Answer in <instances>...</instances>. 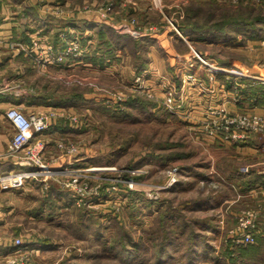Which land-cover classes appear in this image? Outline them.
Instances as JSON below:
<instances>
[{"label":"rangeland","instance_id":"374dc122","mask_svg":"<svg viewBox=\"0 0 264 264\" xmlns=\"http://www.w3.org/2000/svg\"><path fill=\"white\" fill-rule=\"evenodd\" d=\"M26 1L29 4L33 3L34 13L39 15L46 13L48 17H58L66 13H77V17H82L93 13L85 10L87 5L96 8L95 3L105 5L112 2L114 15L127 16L130 17L129 19L135 17L137 24L141 26L160 25L162 31L157 39L161 41L163 47L157 45L158 62L151 64L152 67L147 66L145 68L147 73L144 76L138 73L136 66L143 59L137 57L136 52L130 51L132 46L129 51L121 48L117 52L118 49L114 48V51L108 52L102 44L103 39L97 36L94 43L88 39L85 52L82 48V52L77 53L75 50L70 54L72 57H78L77 64L73 66L72 72L65 75L63 82L51 81L44 85V78L36 72L40 75L38 87L44 92L49 86L50 92L54 89V92L59 90L61 94L69 95L74 92L73 88L77 87L78 94H86L87 99L102 98L98 103L106 106L97 109L95 105L94 107L88 103L76 104L75 112L79 118L77 129L71 131L66 145L77 147V176L80 180L77 183V197L72 200L77 209L73 208V204L67 206L60 198L52 197L51 192H48L49 194L46 192L49 188L44 191L36 188L27 204L15 210L14 214H7L1 220L10 221L8 218L14 216L11 221L22 224H18L17 227L3 226V230L22 236L26 249L33 243V234H37L42 236L44 241L49 238L60 241V244H54L55 241L49 244L45 242L44 246L47 247L45 250L76 255L74 257L77 258V264H116L114 252L117 251V242L107 237L117 236L123 229H128L130 235L137 239L141 236V242L146 246L145 251H141L145 253L142 254L145 255V261L139 262L142 258L141 260L136 258L132 264H156L155 252L159 247L157 241H161L159 235L163 231L162 218L166 210L172 209L187 216L183 215L180 218L181 226L175 228L173 235L178 241L170 245L167 252L168 259L161 264H213L211 257L206 254L192 263L187 260L189 248L192 247L189 237L193 235L189 221L196 219L201 225L208 224L209 218H216L215 222L220 223L224 233L222 231L219 237H216V231L208 229V235L210 244L218 254L227 244L226 231L237 222L240 211L254 208L256 205L258 208H264V200L260 201L257 196L250 194L248 183L252 181L245 174H249L253 169L258 170L263 165L264 146L256 145L255 154H249L246 149L236 151V143L222 140L219 135L213 137L204 130L206 124L212 125L214 120H218L211 115V112L220 109L214 104L217 102L214 100L217 93L212 87L213 82L212 85L205 83V87L208 88L207 95H205L207 91L199 87L197 88L200 93L194 92L198 96V101L196 105L188 106L187 109L193 112L195 109V114L178 113L184 101V98L178 95L179 81L181 84L182 82L190 84V94H192L193 89L199 86L195 82L198 81L196 78L201 74V70L208 73L207 77L211 81L212 73L208 70L210 62L238 61L245 66V69L241 68L245 72L249 70V65L264 68V38L255 39L249 34L242 33L240 36L236 34L235 37L228 39V43L238 42V46L228 44L232 47L226 45V48L219 44V41L194 40V42L191 39L192 55H189V60L182 57L174 58L169 52L173 51L171 42L175 37L171 38L170 35L174 31L167 25L166 17L185 25L187 24L185 18L192 14L191 8L200 9L197 15L201 19L195 24L199 26L197 23L206 24L210 10L213 16L247 15L250 9L264 11V0H160V2H156L157 0H50L52 3L47 2L48 0ZM125 4L129 7L128 15L127 11L121 9ZM149 5V12L144 11L145 6ZM159 7H162L164 12ZM135 8L136 10L133 11L132 9ZM7 10L10 11V8ZM97 19L106 22L105 17ZM120 25L115 24V28L119 30ZM45 38L47 39V36ZM33 39L32 46L22 51L19 48L17 54L25 53L38 67L60 57L48 55L46 52L48 50L41 48L40 45L45 44L46 40L41 39L40 36H35ZM60 39L55 38V41L61 43ZM178 39L182 38L178 37ZM90 42L95 44L94 50H91ZM172 43L174 44L175 41ZM52 45H55L54 41ZM248 45L253 50L247 49ZM69 46H72V43ZM175 46L180 50L183 45L180 48L175 43ZM112 52L115 56L116 52L119 53L116 58L121 59L120 67L108 70H103L100 65L95 67L101 64L100 61L108 63L113 59ZM203 58L207 60L202 63L200 60ZM95 60L98 62L95 63ZM184 61L190 64L187 63L184 67L186 65L183 64ZM30 64L31 61L25 63V65ZM195 64L200 68L198 74L191 71L192 65ZM175 70L180 72V77H175L174 74L177 72ZM36 73L32 71L37 77ZM215 78L217 81L224 76L219 75ZM16 89L22 92L26 88L18 84ZM170 89L174 93L175 101L173 97L166 96ZM202 97L209 103L208 106L204 105V109L199 107L205 100H202ZM150 102L163 105L170 111L169 114L157 112L155 116L145 117L140 110L143 109V103L146 104L145 108L152 106ZM206 107L210 112L208 115L203 113ZM226 107H228L227 103L224 102L221 108L226 109ZM124 111L126 113L122 114L125 115L124 117L119 115V112ZM220 117L224 118V115L221 114ZM250 137H255L256 141L260 142L259 132H254ZM89 167L98 168L88 170ZM174 177L177 178L175 181ZM54 179L59 183L57 178ZM36 182V185L40 183L43 186V182ZM33 183L32 181L20 189L7 190L12 202L17 203L15 196L17 194L14 195L12 191L18 193L21 190L19 192L21 197L20 195L25 194ZM58 187L61 188V185L58 184ZM72 193L75 194V191L70 190L69 195L72 196ZM6 197L10 199V196ZM193 205H195L192 208L194 212L191 213ZM79 206H83V209L88 210L89 213L78 210ZM89 214L91 215L88 216ZM86 216L94 226L81 225V221ZM30 217L37 219L31 220ZM75 218L77 226L68 223ZM58 221L61 223L59 224ZM99 225L101 228L98 229ZM156 231H159L158 234ZM155 235L159 237L157 241ZM261 240L252 243L251 245L254 246L250 247L252 253L256 248L258 249L255 253L256 257L253 256L254 258L249 261L239 260L234 264H264V240ZM158 243L162 245L163 242Z\"/></svg>","mask_w":264,"mask_h":264},{"label":"crops","instance_id":"0c3cea01","mask_svg":"<svg viewBox=\"0 0 264 264\" xmlns=\"http://www.w3.org/2000/svg\"><path fill=\"white\" fill-rule=\"evenodd\" d=\"M49 1L50 0H48L47 2ZM32 4L33 3H27L26 0H0V174L5 171L16 170L18 168V165L13 162L12 158L6 156L8 142L10 141L11 136L15 132L14 127L11 125V123L5 116V111L10 104H18L27 111L33 110L38 107H49L53 109H64L67 112H73L75 114V110L77 108V103L66 102L68 100V95L61 94V91L59 92V90L54 92L53 89V91L50 92L48 86L45 92L42 91L41 88L38 87L40 85L38 84V78L40 77V75H37V73L41 74L44 78V85L51 83V81L63 82L65 75L73 71V66L77 64L78 57H72L69 55L62 62H48L46 65L38 67L33 64V61L30 59V57H27L25 53L21 52L22 54H17L19 45L23 43L28 47L32 46V39L38 34L42 35L43 37L47 36L46 42L52 43L54 41L55 51L56 53H60L64 48H66L70 44L72 38L78 35L82 43V48H84L83 52H85V44L86 42H88V39H90L93 43L96 41L95 37L97 36V34L95 25L97 23L105 24L115 32L123 33L115 28V24L121 23L125 21L124 19L130 18L127 16L125 17L123 15L111 14L108 19L106 18L105 22L99 21L100 19H97L101 18L100 15L86 14L82 17H77V13H66L58 17H48V15H45L46 13L40 15L34 13V10H32L34 5ZM126 5L127 4L122 5L121 9L128 12L129 7ZM150 5L145 6L143 10H150ZM9 8L10 11L7 10ZM132 10L134 11L136 10V8ZM126 14L128 15L129 12ZM160 33L161 32H157L150 35L154 44L152 43L148 48L149 62L147 66L149 67H152L151 64H156L158 62L159 49L157 48V45L163 47V45H161V41L157 39L159 38ZM236 34L240 36V34L242 33L237 32L235 33V35ZM185 35L189 39L180 40L178 39L179 36L176 38L177 35H175L174 33L170 35L171 38L175 37L174 40L172 39V42L175 41L176 45L177 42L180 43V45H177L178 47L183 45L182 48L180 47L181 49L179 50L175 46V43L173 44L171 42V46H173V51L169 52L171 56H174V58L182 57L185 58V60H189V55H192L190 35ZM54 37L61 38V43L56 42ZM253 41L254 40H252V42ZM219 42V44L224 45V48H226V45L228 44L238 46V42L228 43V40H219ZM93 43L90 42L91 50H94L95 48V44L93 45ZM253 43L256 42L254 41ZM228 47L232 46L228 45ZM246 48H250V50H253V48L249 45ZM239 49H242V47H239ZM106 50L108 49L106 48ZM119 50L121 49H118L117 52H119ZM20 51H22V49H20ZM118 55L119 53H116V56L111 55L113 59H111L108 63L107 61L101 62V64L95 65V67H98L100 65L102 67H99L103 70L120 67L119 62L121 59L119 60L116 58L118 57ZM27 61H31V64L25 65ZM34 61L36 62V60ZM187 63L190 64V62L188 61H186V63L185 61L183 62V64H186L184 67L187 66ZM220 63L228 67H237L245 69V66L241 65L238 61H224ZM87 65L90 66L91 64ZM192 66L195 71H200L198 64ZM248 68L249 70L247 69V72L251 76H246L240 84L238 83V81H240L241 78L238 79L237 82L234 84L230 82H227L228 84H226L225 78H221L220 80H218V82L210 81L213 82V85H210L215 88V91L217 93V97L214 99L217 100V102L214 104L215 106H219L218 108H221L222 104L226 102L228 106L226 107V109L230 113L255 112L264 119V104H258L255 101L256 97L252 95V92L257 88V86H259V82L264 83V68H256L250 65L248 66ZM32 71L35 73L37 72V77L32 74ZM146 73L147 70L144 69L143 71H141L140 74L144 75ZM200 73L203 77L207 76L208 74L204 70H201ZM174 75L175 77H180V72L177 71ZM179 82L180 88L178 91V95L184 98V101L181 105L182 109H178L177 112H183L189 115V113L187 112L194 113L195 109L193 112L187 109V107L196 105V102L198 101V96L196 95V93L199 92V89L196 86V88L193 89V93L190 94V84H187V82H184V84L182 82L181 84V81ZM18 84L25 86L26 89L22 92L17 91L16 88ZM206 84L208 85L209 83ZM195 91L196 93L194 94ZM206 91L207 92L205 93V95L208 94V89ZM39 99H41L42 101H39ZM201 99L203 100L205 98L202 97ZM27 100L30 102L28 103ZM203 101L204 102L200 101V108H203L204 105L206 106V104L208 106L209 104L207 99ZM203 113H206L207 115L208 113H210L207 110V107L205 110H203ZM73 129H77V123L69 121L66 117H60L57 120H51L47 129H45V131L41 134V137H43L46 141V164L49 169H58L62 166L77 167V151H72L71 146L66 145V140H69L70 133ZM256 140L257 139H255V137H251L250 139L236 142L235 149L236 151L246 149L249 154H255L257 150L256 145H259ZM262 168L263 166H261L258 170L253 169V171L249 174L244 172L247 176H249V179L252 181L250 183L252 186L250 187V189L248 188L250 194L255 197L257 196L256 198H259L260 201L264 200V172L262 171ZM54 178L55 177L49 178V176L44 175L42 176V178L39 179L41 181L38 180L39 182H43V180L47 181V184L49 186V189L46 190L47 193L50 192V188L52 185L58 186V183ZM35 183L37 182L34 181V183L30 185V189L25 194L20 195L21 197H19V192L21 190L18 191V193L12 191L14 195L17 194L15 195L17 203L12 202L11 195H9L8 191L0 189V260L13 255L14 247L12 245V241L15 236H18L14 235L12 231L5 232L3 230V226L11 227V225H16L17 227L18 224H22L20 222L14 223L13 221H11L14 216H11L10 218L7 217L8 219H10V221L5 220L3 222L1 220H3L7 214L12 215L15 213V210H17L19 207H22L23 205L27 204L32 192L37 190L36 188H39L40 190L44 191V184L42 186L40 183H38L37 185ZM6 196H10V199H7ZM39 206L41 207L43 205ZM37 215L39 216L38 213ZM30 218L31 220L37 219L35 217ZM58 222L59 224L61 223V221ZM217 224V229H209L211 231H216L215 235L216 237H219L223 229L219 222ZM258 236L259 239H263L262 237H264V234L259 233ZM54 241V238H49L44 241V239H42V236L33 234V243H31L32 245L30 244V247H28L27 249L29 250L30 256L29 264H77V258L74 257L76 255L64 253L61 251L54 253L56 250H45L47 248L46 246H44L45 242L46 244H49L50 242L53 243ZM54 244H60V241H55Z\"/></svg>","mask_w":264,"mask_h":264},{"label":"built area","instance_id":"2783aa9c","mask_svg":"<svg viewBox=\"0 0 264 264\" xmlns=\"http://www.w3.org/2000/svg\"><path fill=\"white\" fill-rule=\"evenodd\" d=\"M95 4H97L96 8L87 5L85 10L92 11V14L100 15L105 18H109L111 14H113L112 2L105 5H101V3ZM159 8L164 12L162 7ZM124 20L125 21L119 23L121 24L119 31L123 33L125 31L129 32L136 38L162 31L161 26L158 24H151L147 27L138 25L135 17ZM176 21L166 17V23L168 26L172 27L175 35L184 40L189 39L181 31L179 22L176 23ZM37 36L46 40L42 35ZM70 43H72V46H69V44L60 53L55 52V47L50 42H45V44H41L40 46L42 49L48 50L46 51L48 55L51 54V56L54 57L60 56L55 61L62 62L75 50H77V53H80L82 50V43L78 35L73 37ZM19 48L26 50L28 46L21 43ZM205 60L207 59L203 58L200 61L203 63ZM208 64V70L212 73L210 78L213 82H216L215 77L219 75L224 76L225 82H234L242 77L251 76L241 68L228 67L221 64L219 61L218 63L210 62ZM192 77L193 75L191 78ZM196 79L198 81L195 83L199 84L197 87L205 90L208 89L199 77ZM166 96L173 97L175 101L172 89L167 91ZM171 97L169 99H171ZM221 114L224 115V118L220 117ZM211 115L218 119L214 120L212 125L206 124L205 126L204 130L211 136L214 137V135H219L222 140L226 139V141L236 143L240 139L250 137L254 132H259L261 139L258 144L260 147L262 145L264 146V119L259 114L255 112L230 113L227 109L220 108L216 112H211ZM5 116L15 129V132L8 142L6 156L11 157L13 162L18 165V168L0 174V189L6 191L20 189L30 184L32 181H38L42 176L46 175L49 176V178H57L58 184L61 185L62 190L69 191V193L70 190L75 191V194L72 193V197L75 199L77 197V183L80 180V177L77 176V167L66 166L65 168L49 169L46 164V141L41 137V134L47 129L51 120L54 121L60 117H66L69 121L77 123L79 119L77 115L73 112H67L64 109H53L49 107H38L27 111L18 104H10L5 111ZM71 150L77 151V147L71 146ZM262 166V171L264 172V163ZM91 168L94 169V167H89L87 169L90 170ZM173 179L175 181L177 178L174 177ZM43 182L44 188L47 189L49 187L47 181L43 180ZM237 218V222L226 231L225 241L227 242L230 240L232 248L240 245L252 244L256 242V237L259 233L264 234V227L258 225L259 221H264V208H258L256 206L254 208L245 209L240 211ZM12 245L14 247L13 255L0 260V264H29V252L26 249L27 246L22 236H15Z\"/></svg>","mask_w":264,"mask_h":264},{"label":"trees","instance_id":"16d2710c","mask_svg":"<svg viewBox=\"0 0 264 264\" xmlns=\"http://www.w3.org/2000/svg\"><path fill=\"white\" fill-rule=\"evenodd\" d=\"M195 9L191 8L192 14L185 18V20H187L186 21L187 24L185 25L180 24V28L182 29V32L184 34H187L188 36L190 35V39H193V41L199 40V41L209 42L210 40H213V41L228 40L230 38L235 37V33L237 32H240L243 34H249L250 37H253L255 39L264 38V11L262 9H257V10L250 9L247 15H238V16L227 15V14L213 16L210 10V12H208V18H207L206 24L197 23L199 24V26H196L195 24L196 22H199L201 19L197 15L200 9H196V10ZM214 17H216V19H214ZM95 26H96L97 37L103 39L102 44L105 45V47L108 49V52L114 51L113 50L114 48L115 49L123 48V50L129 51L130 47L132 46L130 51L136 52L135 55L143 59L142 61L138 62V64L136 65L138 68V73H141V71H143L146 68L148 64V60H149L148 48L153 43L152 37L150 35H145V36L136 38L132 36L130 33L115 32L110 27L102 23H97ZM179 44L180 43L177 42V45ZM111 54L113 55L114 52H112ZM94 62H98V61L95 60ZM101 62L103 61H100V63ZM191 71L194 74H198L194 68H192ZM198 77L204 83L206 82V83H209V85L211 84L210 79L207 76L203 77L201 76V74H198ZM244 78L245 77H242L241 80L238 81V83L240 84ZM227 82L234 84L237 82V80L234 82H231V81H227ZM227 82L226 84H228ZM73 89H74L73 90L74 92L72 94H69L70 97L68 95L69 98H67L68 100L66 102H73L77 104L88 103L91 106L95 105L97 109L103 108L101 106L105 105L103 103H98V101L101 100L102 98L87 99L86 94L77 93V87H74ZM252 95L256 97L255 101L258 104H264V83L259 82V86H257V88L252 92ZM178 98H179L178 95H176V99ZM39 101H42V100L39 99ZM29 102L30 101H28V103ZM145 106L146 104L143 103V109L140 110L141 112H143L145 117L146 116L150 117L152 115L155 116L157 112L159 113L162 112L164 114H169L170 112L166 107H164L161 104L153 103L152 106H148L146 108ZM141 107H142V103H141ZM119 113H120L119 115L126 114L125 111L119 112ZM124 116L125 115H122V117ZM250 138L251 137L243 138V139L238 140L237 142L242 141V140H247ZM257 143H259V141H257ZM250 183H248L249 189L252 186ZM50 192H51L50 194H53L52 197L60 198L63 204L67 206L72 205V204L74 205V202L72 201L74 200V198L71 195H69V192L62 190L57 185H52L50 188ZM194 207L195 205H193L191 209ZM73 208L77 209L75 205L73 206ZM78 210L88 212V210L83 209V206H79ZM190 211L191 213L194 212L193 209ZM90 215L91 214H89L88 216ZM183 215L187 216V214L183 212L179 214L177 211L175 212L172 209L166 210V213L164 214V217L162 218V222H161L163 224V231L162 233H160L161 235H159L161 237V241H157L159 237L156 235L154 236L159 246L155 252L156 264H161L163 261H166L168 259L167 252H168L170 245L173 242L178 241L176 240L175 237H173V235H174L175 228H178L181 226L180 218H182ZM86 218L87 216L85 217V219L81 221V225H83L84 227H89L91 225L94 226L92 221L87 220ZM75 219L69 220L68 223L70 222L74 226H77V219L76 220ZM215 220L216 218L214 217L209 218L208 224L202 223L201 225L198 224V220L196 219L189 221L191 223L190 228L193 231V235H190L189 237V242L190 244L192 243L191 244L192 247L189 248L187 260H189L192 263L197 258H200L201 256H203V254H206L207 256L211 257V261H213V264H234V263H238L239 260L240 262H242V260L249 261L251 258L253 259L254 257L257 256V254H255L258 250L257 248L255 249L253 253L251 252L252 250L250 247L254 245L246 244V245H240V246L232 248L230 240L227 241V244L224 245L219 250V253L217 254L216 250L213 249L212 245L209 242L210 240H209V235H208L209 228H213V227L217 228V223L215 222ZM258 225H260L261 227H264V221H259ZM99 228H101V225L98 226V229ZM123 230L122 232H119V235L117 236L113 235L111 237H107L108 239H111L113 242L115 243L117 242V251L114 252L116 256V260H117L116 264H132L136 258H138V260H141L142 258V260L139 262H142V261L144 262L145 255H142V254H145V253L141 251H145L146 246H144V243L141 242L142 237L139 236V239H137L136 237L130 235L128 229H123ZM158 232L159 231H156V234H158ZM100 233H102V231ZM150 233L151 231H149V234ZM256 238H257L256 242L258 240H261L259 239V236H257ZM262 238L264 240V237ZM158 242H163V243L162 245H160ZM237 252L239 253L237 254Z\"/></svg>","mask_w":264,"mask_h":264},{"label":"bare ground","instance_id":"6f19581e","mask_svg":"<svg viewBox=\"0 0 264 264\" xmlns=\"http://www.w3.org/2000/svg\"><path fill=\"white\" fill-rule=\"evenodd\" d=\"M160 0H157V2H159ZM94 168H98V167H94Z\"/></svg>","mask_w":264,"mask_h":264}]
</instances>
